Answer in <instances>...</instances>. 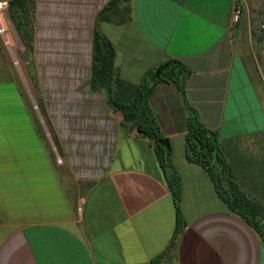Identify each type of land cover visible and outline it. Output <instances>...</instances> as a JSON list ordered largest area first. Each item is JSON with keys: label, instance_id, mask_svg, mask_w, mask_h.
I'll return each instance as SVG.
<instances>
[{"label": "crops", "instance_id": "crops-1", "mask_svg": "<svg viewBox=\"0 0 264 264\" xmlns=\"http://www.w3.org/2000/svg\"><path fill=\"white\" fill-rule=\"evenodd\" d=\"M108 1L27 0L23 35L10 13L33 81L30 98L0 75V264H264V230L232 203L264 219V0H131L123 22H99L117 76H160L147 82L164 161L91 86ZM191 118L218 133L224 166L189 158Z\"/></svg>", "mask_w": 264, "mask_h": 264}, {"label": "trees", "instance_id": "trees-1", "mask_svg": "<svg viewBox=\"0 0 264 264\" xmlns=\"http://www.w3.org/2000/svg\"><path fill=\"white\" fill-rule=\"evenodd\" d=\"M131 8V0H109L108 3L100 10L98 21L94 30L93 36V64H92V88H105L108 100L112 106L123 111L126 121H136L137 127L147 136L153 138L156 143V148L163 161L166 158V148L159 144L160 135L154 122L149 105V98L153 92L155 84H149L147 79L149 76L156 77L155 73L150 72L140 84H135L126 81L116 75L115 71V56L116 49L112 41L101 31L99 22H123L129 17ZM9 10L12 19L16 23L18 31L23 35L24 29L21 26L19 19L22 17L28 18L27 0H11ZM30 44H25V50H30ZM28 60V59H27ZM168 68L180 67L186 71L184 65L177 60H172L166 63ZM174 78V77H169ZM176 79V78H174ZM218 133L214 130L206 128L197 119L191 118L189 123V132L187 134L188 155L189 158L200 163L210 171L213 170L212 163L225 164V159L219 150L217 142ZM245 204L243 205L242 204ZM245 206L250 212L252 210L253 218H247L252 223L258 232L264 230L261 221L255 219L257 208L245 197H238L232 202ZM252 208H249L251 207Z\"/></svg>", "mask_w": 264, "mask_h": 264}, {"label": "rangeland", "instance_id": "rangeland-1", "mask_svg": "<svg viewBox=\"0 0 264 264\" xmlns=\"http://www.w3.org/2000/svg\"><path fill=\"white\" fill-rule=\"evenodd\" d=\"M10 11L9 7L0 12V20L2 25L8 30L11 27V31L13 33L12 38H10L11 42L6 43L2 37V33L0 32V75H8L16 78L17 81H20L22 84L26 95L30 96L31 92L28 91L30 88V84L32 85V78L30 77V69H32L29 65L28 52L25 50V47L21 41V36L19 35L14 24L10 23ZM241 16V13H240ZM12 25V26H10ZM107 25V24H106ZM102 27V31L109 35L110 28L107 25ZM11 33V34H12ZM33 99V98H32ZM261 224L264 227V219L261 220Z\"/></svg>", "mask_w": 264, "mask_h": 264}, {"label": "built area", "instance_id": "built-area-1", "mask_svg": "<svg viewBox=\"0 0 264 264\" xmlns=\"http://www.w3.org/2000/svg\"><path fill=\"white\" fill-rule=\"evenodd\" d=\"M10 0H0V12L6 10L9 6ZM240 13H241V9L237 8L234 12L233 15V21L237 22L240 18ZM261 29H264V17H263V21L261 23ZM6 31V29L3 27L2 22L0 20V32L4 33ZM264 67V65H263Z\"/></svg>", "mask_w": 264, "mask_h": 264}, {"label": "water", "instance_id": "water-1", "mask_svg": "<svg viewBox=\"0 0 264 264\" xmlns=\"http://www.w3.org/2000/svg\"><path fill=\"white\" fill-rule=\"evenodd\" d=\"M159 143H160L161 145L165 146V147L168 148V149H169V147H170V142H169V139H167V138L160 139V140H159Z\"/></svg>", "mask_w": 264, "mask_h": 264}]
</instances>
